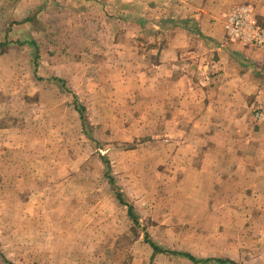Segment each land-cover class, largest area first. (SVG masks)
I'll list each match as a JSON object with an SVG mask.
<instances>
[{
	"label": "crops",
	"instance_id": "crops-1",
	"mask_svg": "<svg viewBox=\"0 0 264 264\" xmlns=\"http://www.w3.org/2000/svg\"><path fill=\"white\" fill-rule=\"evenodd\" d=\"M235 1L0 0V85L5 86L0 93H9L4 97L17 101L39 97L49 86L57 87L60 92L50 98L64 95L70 102L73 97V103L64 109L77 115L89 137V106L81 96L88 87L99 115H106L103 121L123 113L122 107L133 108L141 120L128 130L135 128L136 135L159 131L164 141L170 136L168 130L175 131L179 162L192 149L196 166L190 174H176L182 181L176 187L182 210L197 211L201 217L215 210H232L219 206L213 198L199 200L200 193L217 196L221 192L216 187H224L229 196L239 197L237 204L248 203L249 192L256 194L264 211V70L260 68L264 67V47L231 37L227 29L236 14L254 19L264 28V0L230 8ZM23 60L31 68V77L25 80L26 84L32 81L30 89L19 81L26 65ZM90 68L95 69L94 75L88 73ZM75 99L85 107V124ZM249 104L257 105L252 114ZM116 121L111 130H118ZM110 175L116 188L107 174L102 177L113 192L108 187L96 189L104 200V189L111 196L114 210L107 215V222L104 200L95 203V210L88 209L86 202L65 201L67 194L83 195L82 187H60L64 192L57 197L59 186L51 174H32L27 182L25 177L5 180L0 176V211L5 212L0 213V264H137L133 245L135 229L141 226L138 204L145 197L150 200L152 194L146 189L144 196L135 200L121 187L119 176ZM198 175L209 182L198 183L197 188L194 179ZM19 180L25 181V193L37 184L34 190L38 196L30 200L33 196L28 195L25 202ZM117 191L133 205L138 224ZM253 224L264 227V220ZM130 231L134 235L128 238L127 252L120 253L119 236H129ZM262 232L258 236L262 252H253L252 245L247 247V237L232 235V229L225 231L222 240L193 233L165 240L146 231L149 251L142 264H264ZM149 240L163 249L210 260L197 263L181 254L155 253ZM220 241L223 245L217 248Z\"/></svg>",
	"mask_w": 264,
	"mask_h": 264
},
{
	"label": "rangeland",
	"instance_id": "rangeland-1",
	"mask_svg": "<svg viewBox=\"0 0 264 264\" xmlns=\"http://www.w3.org/2000/svg\"><path fill=\"white\" fill-rule=\"evenodd\" d=\"M244 2L253 3V0H236L230 8ZM206 43L207 40L202 43L205 48ZM23 62L26 65L28 63L26 60ZM26 65L23 64L19 81L22 82L25 89L28 86L30 89L32 81L26 84L25 80L30 79L31 68ZM260 68L264 70L263 65ZM9 70L11 71L10 68ZM248 71L255 77V73L250 68ZM94 72V68H90L88 71L90 75H94ZM3 88L5 86L0 85V91ZM91 88L94 89V87ZM87 89L89 88L87 87L81 92V96L89 106L90 133L93 138L84 134L81 120L77 119V115L64 109L67 104L73 103V97L70 102L65 98L68 96L64 95L62 97L60 95L57 100L50 98L51 94L60 92L57 87L49 86L48 90L42 92L43 94L39 97H22L17 101L11 97H4L9 93H5V95L2 91L0 93V176H3L5 180L9 176L16 177V180L25 177L27 182L28 177L32 174H36L38 177L42 174H51L55 179L56 187L59 186L56 189L57 197L64 192L60 187L68 186L70 190L82 187L83 195L67 194L65 201L69 203L86 202L88 209L95 210V203L101 200L103 203L104 200V196L96 193V189L108 187L113 192L109 182L102 177L106 169L108 170V165L103 160L106 157L112 174L119 176L117 177L119 184L126 191L129 190L132 193L131 197H136L135 200H138L139 197L144 196L143 192L146 189H149L152 194L150 200L145 197L138 204L141 206L139 210L141 226L137 225L135 229L136 243L133 245L137 264L147 261L144 258L149 251V245L144 235L146 231L153 238L159 236L165 240L176 239L185 234L191 236V233L215 235L217 240H222L225 231L229 232L232 229V235L242 234L247 237L245 238L246 242L248 241L247 247L252 245L253 252H262L258 236L260 231H263L261 234H264V227L256 228L253 221L264 220V211H261L259 202L255 199L257 198L256 194L250 195L249 192L246 197L248 203H239L243 204L240 208L237 204L240 201L238 196H234V194L229 196L226 193L229 192V189L216 187L217 192H221V194L208 197L206 192L200 193V202H206L213 198L217 204L221 203L219 206L232 207V210H215L210 212L209 216L206 214L204 217L194 210H182L180 207L181 198H179L176 189L182 181L176 179V174H190L191 169L196 166L192 149L189 148V155L185 152L184 161L179 162L176 161L177 147L173 141L175 131L168 130L170 136L167 141H164L162 137L158 136L159 131L148 133L141 131L139 135H136L135 128L128 130L133 127L137 119L141 120V115L133 113V108L122 107L123 113L116 114L115 117L109 115L108 122L103 121L106 115H99L97 106L95 107V100L89 99ZM126 103L128 104V102ZM63 104L65 105L63 106ZM49 107L51 109H46ZM256 107V104L254 106L249 104L248 111L252 114ZM39 110H45V113ZM126 111H132V113L128 114ZM151 117L154 118V116ZM115 118L116 123L118 122V126H116L118 130H111V123L115 124ZM144 118L146 117L144 116ZM19 181L23 183L21 185L24 195L22 199L25 202L28 200V195L33 196L30 200L38 196L34 190L37 184L32 189L28 188L26 194L24 191L25 181ZM40 181L42 180H37V182ZM223 181L225 180H222L221 183ZM207 182H209L207 177H199V175L194 179L195 186L198 183ZM33 193L35 194L33 195ZM104 193V213L105 222H107L106 217L113 212L114 206L111 196L108 194L109 191L104 189ZM63 199L64 194L61 200L63 201ZM2 202L3 200L0 199V204L3 205ZM143 203L144 205H142ZM0 213L4 214L5 212L3 210ZM230 222L231 227V224L228 226ZM124 226L126 225L124 224ZM131 231L129 236H119L117 248H120V253L127 252L128 238L131 239L134 235ZM256 236L258 237L257 243L255 242ZM7 245L11 251L10 240L7 241ZM163 245L166 246V242ZM167 245L171 247L169 242ZM222 245V241L216 244L217 248ZM246 251L248 259H251L252 254L247 249ZM254 262L257 261L254 260Z\"/></svg>",
	"mask_w": 264,
	"mask_h": 264
},
{
	"label": "built area",
	"instance_id": "built-area-1",
	"mask_svg": "<svg viewBox=\"0 0 264 264\" xmlns=\"http://www.w3.org/2000/svg\"><path fill=\"white\" fill-rule=\"evenodd\" d=\"M227 25L228 34L231 37L244 38L259 47H264V28L259 26L254 19L236 14L229 19ZM259 117L262 115L259 114Z\"/></svg>",
	"mask_w": 264,
	"mask_h": 264
},
{
	"label": "trees",
	"instance_id": "trees-1",
	"mask_svg": "<svg viewBox=\"0 0 264 264\" xmlns=\"http://www.w3.org/2000/svg\"><path fill=\"white\" fill-rule=\"evenodd\" d=\"M75 104L77 105V108H78L79 112L81 113V118H82L83 124H85L86 121H87L85 107L82 106L79 103L78 99H75ZM88 135H89V137H92L93 138V136H92L91 133H89ZM103 159L105 160V162L108 165V170L106 169L105 174H107V176H108V178H109L112 186L115 187L116 186L115 179L113 178L112 175H110V174H112V172H111V169H110V166H109V161H108V159L106 157H104ZM117 197L119 198V200L121 201V203L127 205L128 210H129V214L132 216V218L134 219V221L136 222V224H138L139 223V217H138V214L136 213L133 205L128 201V199H126L123 196V194L121 192H118L117 191ZM146 236L148 237V235H146ZM149 241H150V244L153 247L155 253H158V252H170L172 254H181V255H185L186 257L190 258L191 260H193L194 262H197V263L198 262H208L210 260V259H199V258H196L192 254L186 253V252H179V251L169 250V249H165V248L163 249L161 246H159L153 240H149Z\"/></svg>",
	"mask_w": 264,
	"mask_h": 264
}]
</instances>
